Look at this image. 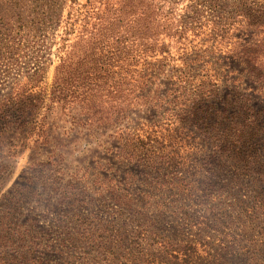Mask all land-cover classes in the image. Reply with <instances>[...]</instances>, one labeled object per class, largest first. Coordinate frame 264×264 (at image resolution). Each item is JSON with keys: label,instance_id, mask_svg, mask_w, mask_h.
I'll list each match as a JSON object with an SVG mask.
<instances>
[{"label": "rangeland", "instance_id": "obj_1", "mask_svg": "<svg viewBox=\"0 0 264 264\" xmlns=\"http://www.w3.org/2000/svg\"><path fill=\"white\" fill-rule=\"evenodd\" d=\"M178 1L181 13L188 0ZM86 2L0 0V95L50 89L60 61L77 72L91 65L81 23L66 36L64 22ZM185 15L198 16L193 7ZM63 37L76 44L65 63ZM192 38L185 49L201 54L196 66L209 68L213 79L220 75L208 102L158 70L144 94H171L164 115L150 104L124 112L120 92L104 99L102 110L119 114L105 113L106 123L91 122L76 104L48 100L44 134L33 126L2 133L0 201L11 192L8 213L26 240L22 250L2 253L1 264H264V88L231 46L216 48L207 32ZM236 91L250 95L259 116L261 157L221 149L220 111L228 109L230 118L238 111L231 104L242 98ZM139 124L135 140L120 139V128Z\"/></svg>", "mask_w": 264, "mask_h": 264}, {"label": "trees", "instance_id": "obj_2", "mask_svg": "<svg viewBox=\"0 0 264 264\" xmlns=\"http://www.w3.org/2000/svg\"><path fill=\"white\" fill-rule=\"evenodd\" d=\"M94 1L87 0V9L83 12L70 10L64 21L66 36L73 26L81 23L79 38L89 39L85 54L94 61L79 72L70 70L71 67L66 69L60 61L50 89L37 91L31 87L0 95V136L11 127L28 126H33L39 136L41 131L44 134L48 100L56 107L76 104L91 122L103 124L109 121L105 113H110V118L117 114L110 112L112 106L102 110L108 108L104 99L119 97L121 92V96H125L124 112L150 104L164 115L172 102L171 94H144L147 78L158 70V73L171 72L169 76L176 86L196 88L200 91L197 100L208 102L218 94L212 87L220 83V75L211 78L209 68L196 66L201 54L192 52L195 49L190 53L185 49V43H192L191 36L195 39L201 31L207 32V37L215 41L216 48L224 42L231 46L232 56L244 64L248 76L264 88V0H188L181 13L178 0H99L97 7ZM190 7L198 14L195 18L185 15V9ZM67 40L63 37L61 46L60 59L64 63L76 46L75 43L66 45ZM177 43L183 45L179 49L184 48L179 57L173 52ZM207 63L204 61V65ZM236 92L241 97L242 94ZM204 95L210 98H204ZM251 102L248 94L236 97L231 104L236 103L238 111L231 110L234 112L231 118L228 109L220 111L221 124L226 125L223 131L218 130L224 132L221 134L224 136L220 145L222 150L236 155L249 152L254 156L263 155L257 142L259 130L263 132ZM209 115L204 107V118ZM146 122L141 123L142 126ZM141 124L120 128V139L126 143L135 140L143 130ZM231 124L232 128L227 131ZM10 195L11 192L5 194L0 201V256L2 253L8 255L13 249L22 250L26 240L19 225L9 216L8 212L14 207Z\"/></svg>", "mask_w": 264, "mask_h": 264}]
</instances>
